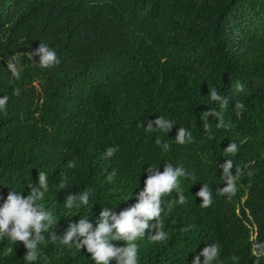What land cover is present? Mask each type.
Segmentation results:
<instances>
[{
    "label": "trees",
    "instance_id": "1",
    "mask_svg": "<svg viewBox=\"0 0 264 264\" xmlns=\"http://www.w3.org/2000/svg\"><path fill=\"white\" fill-rule=\"evenodd\" d=\"M40 43L58 65L31 57ZM0 96V198L27 195L39 172L49 180L38 203L57 237L45 233L36 264H94L60 244L69 221L95 226L103 206L129 207L145 168L165 163L187 175L162 197L166 239L153 229L136 241L139 264H192L207 244L215 264H264V0H0ZM85 190L87 206L65 207ZM26 251L0 241V264Z\"/></svg>",
    "mask_w": 264,
    "mask_h": 264
},
{
    "label": "clouds",
    "instance_id": "2",
    "mask_svg": "<svg viewBox=\"0 0 264 264\" xmlns=\"http://www.w3.org/2000/svg\"><path fill=\"white\" fill-rule=\"evenodd\" d=\"M33 55H39L38 64L43 68H51L60 63V59L54 48L47 44L40 43L39 48ZM213 101L227 100L214 90L209 93ZM8 98L0 96V111L5 109ZM154 124L163 130L172 127L169 122L158 117ZM191 138L190 133H186L183 128L178 129L175 139L183 144L185 137ZM235 149V145H231ZM116 149L109 148L106 155H114ZM75 162H68V167L74 168ZM148 173L144 181L142 190L135 193V203L119 211H114L115 207L103 206L97 218L95 226L89 220L80 218L77 222L69 221L68 227L63 231L60 237L61 245L75 247L77 250H86L90 253L91 261L94 264H139L137 240L146 236V232L152 233L157 225H161L162 197L165 194L173 192L178 188L179 178L187 175L185 170L180 167H174L171 164L164 165L163 171L158 168H145ZM111 181V176L108 177ZM10 190L0 203V241L7 240L17 245L22 242L26 248L23 256L24 264H33L40 260L41 245L45 242V233L52 239H56L52 226L55 224L53 214L48 211L39 201H42L49 190L48 176L44 172L38 173V183L28 184L30 191L23 195V190H16L9 187ZM59 189H65L61 184ZM230 192L235 188L230 187ZM132 194L131 198L133 197ZM203 198L202 204L208 206L211 204V193L203 188L195 194ZM90 192L85 190L83 193H69L65 200V207L68 209L87 206L89 203ZM129 200V199H127ZM125 200V201H127ZM184 202V198H180ZM57 225V224H56ZM55 225V226H56ZM167 234L162 230H156L151 238L155 241L166 239ZM123 241V245L118 246L113 242ZM14 251L8 248V252ZM219 256V246L216 244H207L200 252L195 253L192 264H215Z\"/></svg>",
    "mask_w": 264,
    "mask_h": 264
}]
</instances>
